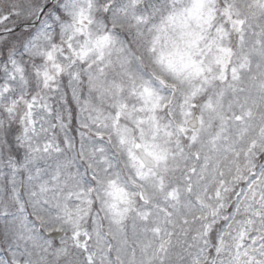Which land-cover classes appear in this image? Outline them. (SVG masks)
Listing matches in <instances>:
<instances>
[{
  "label": "snow or ice",
  "instance_id": "obj_1",
  "mask_svg": "<svg viewBox=\"0 0 264 264\" xmlns=\"http://www.w3.org/2000/svg\"><path fill=\"white\" fill-rule=\"evenodd\" d=\"M0 264H264V0H0Z\"/></svg>",
  "mask_w": 264,
  "mask_h": 264
}]
</instances>
